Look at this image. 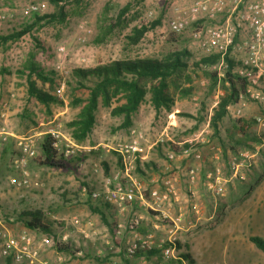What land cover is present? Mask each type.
I'll use <instances>...</instances> for the list:
<instances>
[{
  "label": "rangeland",
  "instance_id": "rangeland-1",
  "mask_svg": "<svg viewBox=\"0 0 264 264\" xmlns=\"http://www.w3.org/2000/svg\"><path fill=\"white\" fill-rule=\"evenodd\" d=\"M38 1L43 5L42 12L23 17L21 10L29 0H0L3 3L0 4V11L13 14L11 20L1 25L0 35L20 31L26 25L38 22L17 41H11L0 49V70L7 72L5 76H0V131L7 133V140L0 145V232L10 231L14 235L30 232L38 240L45 234L28 229L16 216L26 208H42L55 226V235H49L53 244L44 250V260L49 264H107L109 261H119L111 233L100 216L89 207V203L98 202L83 194L82 189L85 183L89 186L88 191L100 187L103 175L110 174L105 171L104 163L110 166L113 158L117 160L114 148L128 140L131 127L144 129L152 141L167 126L168 114L163 109L156 112L150 103V94H147L133 115V124L121 128L119 126L124 116L112 115L111 110L124 99L113 100L111 106L103 105L100 100L92 131L83 142L74 139L80 145L93 147L95 154L78 156L81 160L74 157L62 168L40 165L35 156L41 154L42 142L48 135L46 131L56 128L59 123L65 134L72 136L69 123L78 117L83 104H75L74 100L85 99L89 95L88 89L78 86L73 75L75 68H91L121 58L161 59L173 51H186L182 58L187 66L170 80V91L174 95L176 108L180 109L177 113V130L169 129L172 137H168L164 145L170 148L176 146L171 138H196L194 145L200 149L202 158L196 160L188 157L190 163L209 170L203 176L197 167L198 179L191 186L185 181V171H158L157 179L151 181V188L160 186V190L164 191L163 176L174 181V175L179 174L181 184H177V196L181 204H165L173 218H180L177 229L169 220H163L158 211L146 205L138 204L135 213L143 216L144 224L154 222L174 228L179 251L188 253L194 264H264V252L250 239L252 235L264 237V159L259 151L261 145L249 140L242 143L239 140H245L244 135L233 127L238 118H256L257 122L248 132L263 135L264 99L258 101L247 97L241 106L240 117L231 107L217 135L211 124H207L208 112L225 93L220 80L224 75V62L221 60L214 66L199 65L200 59L206 55L191 37L198 27L197 23H191L182 34L172 33L168 29V20L176 16L177 9L183 15L187 5L195 0H63L59 4H63L64 15L52 22L41 23L36 20L37 16L57 13L59 5L52 0ZM81 24L86 30H81ZM107 25L114 29L104 37L103 31L109 28ZM142 25L147 26L148 30L139 42L132 43L128 37L135 27ZM77 35L86 36L87 42H76ZM60 44L67 47V53L63 56L64 74H59L54 68L57 62L54 50ZM31 53L45 71L56 72L51 73L55 78L53 84L34 77L39 87L57 96L59 81L65 78L63 98L57 96L60 102L46 106L35 98L27 99V79L18 70L23 69ZM84 58L86 61H83ZM235 58L239 61L238 57ZM214 70L218 71L219 78L215 86L205 74ZM86 83L90 85L93 81ZM185 90L189 93L185 94ZM10 99H18V103ZM5 101L10 103L6 113L1 111V104ZM201 107L207 112L197 121L199 115L194 114ZM20 142H30L37 151L34 157L28 158L24 169L28 171L29 179L38 180L39 185L11 183V179L24 178L22 169L14 163L22 156ZM161 149L162 152L159 150L156 153L168 159L167 150ZM158 163L161 169L162 165ZM95 166H99V172H94ZM209 171H212V176L208 174ZM211 182L215 184L213 187H210ZM139 228H125L123 237L139 240V235H136ZM160 231L161 234H157L150 229L143 238L153 232V240L159 243L161 238L168 237L165 231ZM69 239L78 250L83 251V255L70 256L56 249L58 240L65 242ZM106 252L112 254L110 258L100 259ZM6 258L1 253L0 240V264ZM176 261L173 264H178ZM141 264H146V261Z\"/></svg>",
  "mask_w": 264,
  "mask_h": 264
},
{
  "label": "built area",
  "instance_id": "built-area-1",
  "mask_svg": "<svg viewBox=\"0 0 264 264\" xmlns=\"http://www.w3.org/2000/svg\"><path fill=\"white\" fill-rule=\"evenodd\" d=\"M42 7V3L38 0H29L22 8L21 14L23 17H29L42 12ZM12 17L13 14L0 11V25L8 22ZM191 23H200L192 32L191 37L199 43L205 55L220 54L222 62L230 52L239 55L240 63L236 71L248 79V95L241 94L239 102L230 105L229 109L234 107L235 115L240 117L242 115L241 106L247 97L258 101L264 99V0H195L187 5L185 14L180 15L177 9L176 16L168 20V29L172 33L182 34ZM80 28L83 31L86 30L84 24H81ZM75 41L86 43L87 38L86 36L77 35ZM54 51L57 58L54 68L59 74H64L63 56L67 53V47L60 44ZM83 61H86V58ZM65 85L66 80L63 78L59 81L57 92L59 98H63ZM46 133L51 137V146L57 156L65 160L89 155L94 150L93 147L80 145L75 142L71 135L65 134L61 129V123L56 128L46 131ZM6 134V132H0V145L7 140ZM146 140L147 135L144 129L137 126L131 127L128 140L118 143L114 148L117 152V169L110 174L103 175L99 188L88 191L90 189L84 185L83 194L87 193L93 200H102L112 204L120 213L128 210L139 200L143 205L156 212L158 211L163 220H169L177 229L180 218H173L165 207V204H173V198L175 200L179 199L173 185L167 182L164 191L160 190V186L152 188L151 200L149 199V201L144 194L145 187L138 173V166L147 163L151 159L152 150L160 143L164 144L166 138H158L152 145H147ZM171 141L178 147V150L169 147L166 153L169 160L188 157L200 160L202 158L200 149L194 145L196 138ZM20 145L22 156L17 158L14 163L16 167L22 169L24 178L20 180L11 179V183L24 186L39 185L38 180L31 181L29 179L28 171L24 169L28 158L34 157L37 151L30 142H20ZM236 166L234 163L233 167L235 169ZM94 172H99V166H95ZM208 174L213 175L212 171H209ZM189 175L191 180L194 181L196 170L191 169ZM214 185L212 183L210 187ZM142 217V215L134 212L128 218L126 225L119 223L115 229L116 238H121L127 227L130 230H136L143 221ZM157 224L155 227L153 226L155 230L161 228V225ZM174 228H167L169 231L168 237L161 238L159 243L153 240L154 234L152 233L147 235L146 238L128 240L126 247L128 253L134 254L139 249H152L161 246V259L157 264H165L170 260H177L180 264H190L189 260L181 257V252L175 242ZM0 240L1 253L6 257H11L17 263L49 264L47 260L42 258L44 248L53 244V240L49 235H42L37 240L36 235L30 232L14 235L10 231L3 230L0 232ZM77 254L83 255V251L79 250ZM107 264L123 263L109 261Z\"/></svg>",
  "mask_w": 264,
  "mask_h": 264
},
{
  "label": "trees",
  "instance_id": "trees-1",
  "mask_svg": "<svg viewBox=\"0 0 264 264\" xmlns=\"http://www.w3.org/2000/svg\"><path fill=\"white\" fill-rule=\"evenodd\" d=\"M52 1L59 5L58 12L37 16L36 20L40 23L41 21L52 22L64 15L63 4H59L63 0ZM37 23L38 22H33L32 24H28L20 31H15L7 35H0V49L11 41H17L23 34L31 31ZM107 27L109 28L103 31L104 37L111 33L114 29L113 26L110 25H107ZM147 30L148 27L145 25L135 27L133 34L129 36L128 39L130 38L132 43H137L141 40ZM186 53V51H173L165 58L161 59L152 57L121 58L111 60L108 63L98 64L91 68H75L73 75L78 81V86L88 89L89 95L85 99L76 98L74 100L75 104H83L78 117L69 123L72 128L73 138L78 142H83L92 131L96 121L95 113L100 100L103 105L111 106L113 100L124 99V102L114 106L111 110L112 115L124 116V120L119 126L121 128H127L133 124V115L145 101L147 94H150V103L157 110V112H161L162 109L171 110L175 104V98L170 91V80L174 74H177L183 67L187 66L182 58L183 54ZM220 61V54L206 55L200 59L199 65L214 66ZM239 63L240 61L236 60L235 56H233L231 52L225 56L224 75L220 78L223 82L225 93L220 96L218 104L214 107L210 123L215 129V135L219 133L220 125L229 113V106L237 104L240 100L241 94L246 96L248 95L247 88L249 81L246 77L240 75L236 71ZM18 71L22 75L24 74L27 79V99L35 98L38 102L46 106H50L53 103L61 101L56 95H53L38 86L34 77L44 83L49 82L50 84H53L55 78L51 73H54L55 71H45V69L36 62L33 53L29 55L23 69ZM2 73L7 72L6 70L1 69L0 75H2ZM205 74L207 78L212 80L213 86L219 82L217 70L206 71ZM88 80L93 81V84L88 85L86 83ZM184 93L188 94L189 91L185 90ZM202 108L205 110L204 107ZM256 122V118L241 117L234 121L233 127L238 129L244 135L245 140H239L242 143L249 140L253 143L261 145V149L259 151L264 159V134L257 135L248 132V129ZM51 141L52 140L49 134L44 137L41 145V154L39 156L37 155L38 157L35 156V159L40 165L56 168L66 167V162L68 160L57 156L51 146ZM161 147L162 145H159L157 149L160 150ZM172 147L175 150H178L177 146L172 145ZM95 153L96 151L94 150L93 154ZM224 154L226 155V148L224 150ZM72 159L73 158L69 160L71 161ZM76 159L81 160V158L78 157H76ZM104 165L106 166V172L108 173V164L105 162ZM155 167L154 162H147L144 165L138 166V173L140 176L146 175L148 174L147 170H151L150 168L155 169ZM208 170L205 171L208 172ZM85 185L88 186L87 183H85ZM150 194L149 190L146 189L145 196L147 199H150ZM89 197L92 199L90 195ZM95 201L98 203H89V207L94 213L100 216L103 223L107 226L108 231L111 233V239L114 241L113 244L121 246V250L118 255L120 256V260L123 264H141L142 261H146V264H157L159 262L162 254L161 246H156L152 249H139L134 254H129L125 246V241L118 240L115 236V229L118 225V210L110 203L102 200ZM16 217L18 221L22 222L28 229L35 230L45 235H55L54 222L47 218L46 213L42 208L36 207L23 209ZM250 239L258 249L264 252V237L260 235H252L250 236ZM56 249L59 252L70 256H75L77 251H79L71 239L65 242L58 240L56 242ZM102 255L103 256L100 257V259L108 260L112 254L110 252H106ZM181 257L189 260L190 264H194L188 253H181ZM176 262L180 264L179 261ZM173 263H175V260H170L165 264ZM3 264H15V262H13L11 258L7 257Z\"/></svg>",
  "mask_w": 264,
  "mask_h": 264
},
{
  "label": "crops",
  "instance_id": "crops-1",
  "mask_svg": "<svg viewBox=\"0 0 264 264\" xmlns=\"http://www.w3.org/2000/svg\"><path fill=\"white\" fill-rule=\"evenodd\" d=\"M0 4H3V3L0 2ZM197 24L200 25V23H197ZM1 25H0V27H3ZM235 57H238L239 58V55L235 54ZM2 75L5 76L6 73H2ZM2 75H0V76H2ZM12 95H11V97H12ZM9 98H10V96H9ZM10 100L11 101H15V99H10ZM218 101H219V99L217 101H215V103L213 104L212 108L208 112V115H209L208 116V121H207V124L208 125L211 123V116L213 114L214 107L218 104ZM13 103H18V99L15 102H13ZM8 104H10L9 101H5L4 103L1 104V107H2L1 111L2 112H5V113L7 112ZM195 109H199V108H195ZM163 110L166 112V114H168V117H169L168 124H167L166 127L163 128V130H161V132L158 134V136L154 140H152V141L149 140V136H148L147 137V140L145 142L147 145L154 144L158 140V138L165 137V135H166L165 138L166 139H169L168 137H172V136H170L169 129H171V130H177L176 129V127L178 125L177 113L180 111V109L179 108H176V102L173 105V107H172L171 110H167V109H163ZM156 112H157V110H156ZM205 112H207V111H204L203 108L201 107L198 110V112H196L194 114V115H197V116L199 115L197 121L200 120L201 116L204 115ZM0 132H4V131H0ZM171 139L173 140V138H171ZM159 145H162L163 148H165L166 150H169V147L168 146L166 147L164 144H161V143ZM159 145H157L152 150L151 156H150L151 159L148 161V162H154L155 163V166H157L158 168H156V167H155V169L154 168H150L151 170H147L148 174L143 175V176H140L141 179H142V181H143V183H144V187H145L144 189L145 190L148 189L149 190V194H150V190H152V188L150 187L151 181H155L157 179L156 175L158 174V171L159 172H162V173H166V172H176V173H178V172L185 171V172H183V173H186V175H187L185 181H187V183L189 184V186H191V185H193L192 182L193 183L196 182L195 180L192 181L191 178H190L189 172H190L191 169H195L196 170V179H198V173H199L198 170H197V167L202 172H204L206 169L208 170V168H205L204 166L203 167L202 166L200 167V166H194V165H192L190 163V159L189 158H177L175 160H169V159L162 158L159 155V153H156V151H159V149H157ZM162 151H163V149H160L159 152H162ZM113 159H114V162L113 163H110L111 164L110 166L108 165L109 172L110 173L113 172V171H115L117 169V160H116V158H113ZM196 160H198V159H196ZM155 161H157V162H155ZM169 161H171V163H169ZM158 162H160V164L162 165L161 169L159 168V163ZM180 167H182V168H180ZM105 171H106V166H105ZM159 174H161V173H159ZM178 178H179V174L178 175H174V181L170 177L168 178L167 176H163L162 181L165 184V187H166V183L169 182L175 188L176 193H178V188H177L178 185L177 184H181V182L178 180ZM144 194H145V191H144ZM85 195H88V194L86 193ZM146 199H147V197H146ZM147 200L149 201V199H147ZM173 203L174 204H181L180 198L178 200H175L174 199V202ZM138 204H142V202L139 201V200H137L133 204V206L130 207L125 212H123V213L118 212V224L119 223H121L123 225L127 224L128 218L136 211V208H137ZM155 225H158V224L157 223H154V222H150V223L148 222V223H145L144 224V221H142V223L140 225V228H139V233H137L136 235H139L140 238H143V237H145L144 234L146 233V231H149L150 229L152 231H154V233L156 232L157 234H161L160 229H162L163 231H165V233H167V236L169 235V231H168V229L165 226H160L161 227L160 229L155 230L153 228V226L155 227ZM152 234H153V232H152ZM117 239L118 240H121V241L122 240L126 241L125 242V244H126L125 246L127 247L128 238H126L127 239L126 240L122 236L121 238H117ZM111 241H112V239H111ZM112 245H114V244H112ZM44 249L46 250V248H44ZM120 250H121V246L120 245H114V251L117 252L118 258H120V256L118 255L120 253ZM45 257H46L45 256V252L43 251L42 252V258L46 259ZM59 258H61V256ZM116 262H121V260L119 259V261H116ZM143 262H145V261H143Z\"/></svg>",
  "mask_w": 264,
  "mask_h": 264
}]
</instances>
